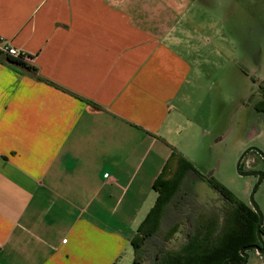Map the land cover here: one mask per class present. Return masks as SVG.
<instances>
[{
    "label": "crops",
    "instance_id": "crops-1",
    "mask_svg": "<svg viewBox=\"0 0 264 264\" xmlns=\"http://www.w3.org/2000/svg\"><path fill=\"white\" fill-rule=\"evenodd\" d=\"M196 1L0 0V48L28 57L0 60V264H122L134 252L183 120L199 132V69L182 50L195 44L184 18Z\"/></svg>",
    "mask_w": 264,
    "mask_h": 264
},
{
    "label": "rangeland",
    "instance_id": "rangeland-1",
    "mask_svg": "<svg viewBox=\"0 0 264 264\" xmlns=\"http://www.w3.org/2000/svg\"><path fill=\"white\" fill-rule=\"evenodd\" d=\"M189 11L184 21L191 27L195 44L192 52L185 46L182 50L199 69L192 79L195 84L189 103L196 115L194 131L199 132L190 138L191 125L184 119L183 133L174 142L176 152L199 173L189 175L184 183L189 188L186 192L191 194L188 198L195 209L223 201L217 184L250 204L255 178L240 175L236 165L250 146L264 151V113L255 107L261 99L257 84L264 80V0H198ZM262 165L263 161L249 152L240 169ZM254 200L264 216V178ZM171 216L165 219V227L174 220ZM184 236L185 231H180L168 245L181 243ZM155 249L154 242H149L145 264L153 263ZM126 261L134 264V252L127 254Z\"/></svg>",
    "mask_w": 264,
    "mask_h": 264
},
{
    "label": "trees",
    "instance_id": "trees-1",
    "mask_svg": "<svg viewBox=\"0 0 264 264\" xmlns=\"http://www.w3.org/2000/svg\"><path fill=\"white\" fill-rule=\"evenodd\" d=\"M2 58L26 66L22 57L6 54L0 48ZM255 107L264 113V82ZM191 173H198L191 162L179 152H172L153 184L158 193L156 202L131 240L134 264L147 262L151 241L156 245L152 264H241L244 257L240 249L258 241V214L221 185H216L223 200L220 204L201 209L191 206L192 198L186 192L189 188L184 185ZM170 214L174 220L165 227ZM180 231H185L183 241L169 246L168 242ZM261 233L264 234V225Z\"/></svg>",
    "mask_w": 264,
    "mask_h": 264
},
{
    "label": "water",
    "instance_id": "water-1",
    "mask_svg": "<svg viewBox=\"0 0 264 264\" xmlns=\"http://www.w3.org/2000/svg\"><path fill=\"white\" fill-rule=\"evenodd\" d=\"M250 150H256L264 157V152L260 148L255 147V146L247 148L243 152V154L240 156V158H239V160L237 162V165H236L237 171H238V173L240 175H243V176H253V175H256V174H259L260 176H262L263 172H261V171H242L240 169L241 160L243 159L245 154L248 151H250ZM258 185H259V182L253 187V189L251 191V194H250V204L252 205L253 209L256 211V213L259 216V223H258L257 229H256L258 243H252V244L243 246L240 249L241 255L244 257V260H243V262L241 264H247L248 259H249V251L250 250H257L259 253L264 252V238H263V235L261 233V228H262V226L264 224V216H263V214H262V212L260 210V207L258 206L256 201L254 200V194L256 192V189H257ZM217 264H219V263H217Z\"/></svg>",
    "mask_w": 264,
    "mask_h": 264
},
{
    "label": "flooded vegetation",
    "instance_id": "flooded-vegetation-1",
    "mask_svg": "<svg viewBox=\"0 0 264 264\" xmlns=\"http://www.w3.org/2000/svg\"><path fill=\"white\" fill-rule=\"evenodd\" d=\"M263 82H264V80H262ZM261 87H262V85H259L258 86V84H257V88H258V92L260 93V95H261ZM250 147H252V146H250ZM255 147H257V146H255ZM262 150V149H261ZM263 151V150H262ZM249 152H252L253 154H256L257 155V157L258 158H260L262 161H263V165L261 166V167H257V168H252V169H250V170H248V171H261V172H263V174H262V176H260L259 174H256V175H253V177L255 178V181H256V184L259 182V184H260V182H261V180L264 178V157L258 152V151H256V150H250V151H248L247 153H249ZM264 152V151H263ZM246 153V154H247ZM245 154V155H246ZM245 157V156H244ZM243 157V158H244ZM255 184V185H256ZM253 189V188H252ZM247 205H249L252 209H253V207H252V205L251 204H247ZM254 210V209H253ZM255 211V210H254ZM256 212V211H255ZM264 225V224H263ZM262 229V228H261ZM263 235V238H264V234H262ZM256 243H258V241L256 242ZM250 251H257V250H250ZM249 251V252H250ZM258 252V251H257Z\"/></svg>",
    "mask_w": 264,
    "mask_h": 264
},
{
    "label": "built area",
    "instance_id": "built-area-1",
    "mask_svg": "<svg viewBox=\"0 0 264 264\" xmlns=\"http://www.w3.org/2000/svg\"><path fill=\"white\" fill-rule=\"evenodd\" d=\"M3 50L7 52L8 54L13 55L15 57H22L23 59L28 58L25 54L20 52L17 48L12 47V46L6 45L3 47Z\"/></svg>",
    "mask_w": 264,
    "mask_h": 264
}]
</instances>
